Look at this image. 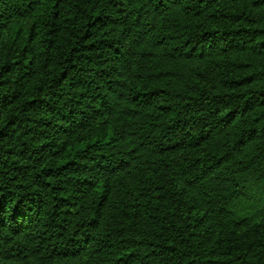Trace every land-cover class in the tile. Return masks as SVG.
I'll return each instance as SVG.
<instances>
[{"label": "trees", "instance_id": "16d2710c", "mask_svg": "<svg viewBox=\"0 0 264 264\" xmlns=\"http://www.w3.org/2000/svg\"><path fill=\"white\" fill-rule=\"evenodd\" d=\"M0 264H264V0H0Z\"/></svg>", "mask_w": 264, "mask_h": 264}]
</instances>
